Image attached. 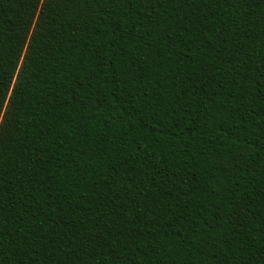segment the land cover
Here are the masks:
<instances>
[{"label":"trees","instance_id":"trees-1","mask_svg":"<svg viewBox=\"0 0 264 264\" xmlns=\"http://www.w3.org/2000/svg\"><path fill=\"white\" fill-rule=\"evenodd\" d=\"M0 264H264V0H0Z\"/></svg>","mask_w":264,"mask_h":264}]
</instances>
